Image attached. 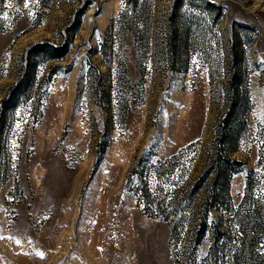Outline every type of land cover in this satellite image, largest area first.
Returning a JSON list of instances; mask_svg holds the SVG:
<instances>
[{
	"label": "rangeland",
	"instance_id": "374dc122",
	"mask_svg": "<svg viewBox=\"0 0 264 264\" xmlns=\"http://www.w3.org/2000/svg\"><path fill=\"white\" fill-rule=\"evenodd\" d=\"M232 102L245 118L224 125ZM1 111L0 264H214L215 225L235 264L248 206L264 216V0H0ZM223 133L230 197L197 242L210 179L169 201Z\"/></svg>",
	"mask_w": 264,
	"mask_h": 264
},
{
	"label": "trees",
	"instance_id": "16d2710c",
	"mask_svg": "<svg viewBox=\"0 0 264 264\" xmlns=\"http://www.w3.org/2000/svg\"><path fill=\"white\" fill-rule=\"evenodd\" d=\"M131 31L135 34V28L130 26ZM34 51L40 57H44V59H54V58H63L69 52V45L68 44H55L52 42H42L37 44L34 47ZM92 69H95L94 66ZM27 78L22 76L18 83L12 89V93L9 97L4 98V102H7L11 98H15L18 93L23 90L27 91L29 89V85L27 84ZM4 112H0V120L3 117ZM245 118L244 117V109L239 108L237 109V103L232 102L231 106L225 116L223 121L224 125H229L231 121L235 122L237 118ZM224 137L221 139L218 138L214 143V152L210 162L209 167L204 172V174L192 185V187L185 192L184 198H172L169 201V204L174 207L175 211H184L186 208H189L196 202L197 196L201 189L206 185V182L209 180L207 185V196L203 200L200 206L199 218L197 222V242H200L206 232L207 229V217L212 210L219 209L221 207L226 206V201L229 200V182L231 173L236 169L234 167V160H232L225 151H223L218 143L226 142L225 137L227 135L225 133L222 134ZM149 190V189H148ZM246 200V199H245ZM244 200V204L245 201ZM143 202V201H142ZM144 205H146L147 209H159L161 211H166V205H162L161 203H156L155 200H144ZM173 212H169V214ZM167 217V216H166ZM242 224V231L244 233V237L242 238L245 240L247 235L252 234L249 239H246L242 247L239 248V252L235 255V264H256L257 261H260L262 257L260 253H258V245L264 238V216L260 210V208H252L248 206V210L244 214V220ZM212 247H211V254L214 257V264L218 262L219 259V251L221 252L223 246L227 242L221 243V237L224 238L228 237L227 232H223L218 229V226L215 225L213 232H212Z\"/></svg>",
	"mask_w": 264,
	"mask_h": 264
},
{
	"label": "snow or ice",
	"instance_id": "6c2138e0",
	"mask_svg": "<svg viewBox=\"0 0 264 264\" xmlns=\"http://www.w3.org/2000/svg\"><path fill=\"white\" fill-rule=\"evenodd\" d=\"M25 7H27V4H25Z\"/></svg>",
	"mask_w": 264,
	"mask_h": 264
}]
</instances>
